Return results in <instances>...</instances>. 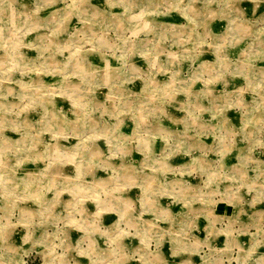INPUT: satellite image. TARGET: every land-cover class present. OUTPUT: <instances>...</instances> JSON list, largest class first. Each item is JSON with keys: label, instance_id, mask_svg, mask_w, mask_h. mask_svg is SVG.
<instances>
[{"label": "rangeland", "instance_id": "obj_1", "mask_svg": "<svg viewBox=\"0 0 264 264\" xmlns=\"http://www.w3.org/2000/svg\"><path fill=\"white\" fill-rule=\"evenodd\" d=\"M126 190L147 229L90 238ZM60 222L86 264H264V0H0V264Z\"/></svg>", "mask_w": 264, "mask_h": 264}, {"label": "crops", "instance_id": "obj_2", "mask_svg": "<svg viewBox=\"0 0 264 264\" xmlns=\"http://www.w3.org/2000/svg\"><path fill=\"white\" fill-rule=\"evenodd\" d=\"M139 180L140 178L137 177L135 181L138 182ZM131 182H134V181H131ZM147 187H149L147 191H150V194L148 197H146L147 195H142L141 202H143L146 208L148 207L155 208V209L159 208L160 201L156 196L159 193V190L158 192L156 191L157 183L155 187H150V186H147ZM135 196H136L135 192H128L127 190L124 192H120L117 195L113 196V199L111 200V203L114 209L113 211L117 212L115 214H116V217L119 218L118 210L122 208L123 213L126 216H124V219L123 217H120V219H123L124 221L123 220H121L123 222L118 221L116 217L113 215H108V216L102 215L98 219H95L94 220L95 222L92 223L93 224L92 225L93 234L95 236L94 235L92 236L90 234L88 236H91L90 238L93 237V239L94 237H96L97 238L96 240H101L100 238L102 237V235L107 234L108 229L115 228V231H116L121 223L122 225L125 224L128 230L130 229L129 228V225H130L132 226L130 231L131 230H133V232L141 231V233L143 234V228L147 229L146 226H147L148 220L146 219L144 220L141 217L139 218L140 213L138 212L141 210V208L138 207L137 209H135L134 207H131V204L133 202L130 201V204L128 202L130 199H134V198L136 199ZM136 214H138L137 219H136ZM218 214L226 217L228 215V211L225 210L224 207H222V209L218 211ZM72 222H76V221H72ZM82 224L83 223L80 222V226H82ZM78 225H73L72 223L71 226H67V225L65 226L63 222H60L58 225V229H59L58 235H57V238L54 240L55 244L58 246H56L54 249H49L46 252L47 253L46 255L37 250H31L29 253H27V255L20 256L21 260L19 261V263L20 264H86V261H88L87 260L88 258H86V255H83L81 253V241H82L81 239L83 238L84 232L82 231V229H79L78 227H76ZM115 231H113L114 234L117 233ZM130 243L131 244H129L127 251H131L132 249L135 248L133 246L134 241H131ZM143 246L144 245H141L139 247V251H141V253L146 252V251H143V249L145 248ZM125 254L129 255L128 253H125ZM137 256L138 255H134L133 256L134 259L129 258L127 259L125 263H122V264H135L134 261L138 259ZM4 260H5V264H10V261H8L7 259H4Z\"/></svg>", "mask_w": 264, "mask_h": 264}]
</instances>
